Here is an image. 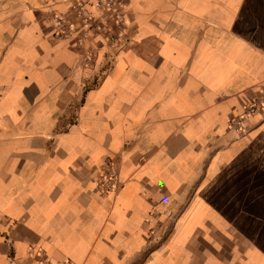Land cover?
I'll list each match as a JSON object with an SVG mask.
<instances>
[{
  "label": "crops",
  "instance_id": "crops-1",
  "mask_svg": "<svg viewBox=\"0 0 264 264\" xmlns=\"http://www.w3.org/2000/svg\"><path fill=\"white\" fill-rule=\"evenodd\" d=\"M133 39L55 38L0 0V264H264V0H128ZM112 170L118 189L101 191Z\"/></svg>",
  "mask_w": 264,
  "mask_h": 264
},
{
  "label": "built area",
  "instance_id": "built-area-1",
  "mask_svg": "<svg viewBox=\"0 0 264 264\" xmlns=\"http://www.w3.org/2000/svg\"><path fill=\"white\" fill-rule=\"evenodd\" d=\"M68 14L50 11L54 36L74 46H87L85 64L92 66L101 48L122 47L133 40L129 36L131 21L128 0H67ZM264 108V80L255 92L243 103L242 111L231 117L230 128L246 132L249 120ZM101 191L118 189L117 175L109 170L98 178ZM48 264V260H44ZM61 264V263H60Z\"/></svg>",
  "mask_w": 264,
  "mask_h": 264
}]
</instances>
